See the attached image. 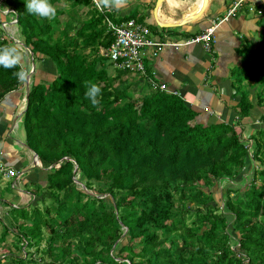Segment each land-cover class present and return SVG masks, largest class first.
I'll return each instance as SVG.
<instances>
[{
	"label": "trees",
	"instance_id": "1",
	"mask_svg": "<svg viewBox=\"0 0 264 264\" xmlns=\"http://www.w3.org/2000/svg\"><path fill=\"white\" fill-rule=\"evenodd\" d=\"M5 2L35 61L52 62L57 75L31 84L27 143L53 167L46 184L26 183L41 198L12 215L20 229L4 224L1 240L13 231L27 254L7 252L4 264H264V126L250 134L254 148L242 139L243 121L264 107V53L244 63L248 79L261 85L257 103L240 85L238 120L205 125L185 97L139 75L129 79L132 73L106 56L114 40L106 18L121 23L135 12L119 16L92 0H51L68 5L48 21L27 13L25 0ZM259 40L264 50V26ZM12 42L0 37V46ZM14 71L0 68V104L21 84ZM89 81L101 88L97 107L85 99ZM258 119L264 124V110ZM250 161L263 165L253 167L262 181L245 176ZM32 247L39 258L28 257Z\"/></svg>",
	"mask_w": 264,
	"mask_h": 264
},
{
	"label": "crops",
	"instance_id": "2",
	"mask_svg": "<svg viewBox=\"0 0 264 264\" xmlns=\"http://www.w3.org/2000/svg\"><path fill=\"white\" fill-rule=\"evenodd\" d=\"M158 1L129 0L125 8L112 10L119 16L135 12L136 19L150 25L154 39L180 43L177 46L163 47L157 56H153V48L144 49L143 55L149 73L157 81L185 97L198 111L197 122L208 125L219 121H237L239 86L248 87L250 98L253 101L256 98L257 84L251 80H242V84H238L237 79L241 75H237V71L239 67L245 68V60L254 57L255 52L263 54L259 36L264 26V0H243L233 13L231 11L237 0H209L201 10L203 0H163L157 7ZM6 6L5 0H0V37H8L15 44V39L22 38L17 26L12 25V10ZM160 23L168 27H161ZM214 23L218 25L212 52H207L202 43H187L191 37ZM13 26L17 32L12 31ZM25 56L27 63L28 55L25 53ZM38 64L37 72L40 77L37 78L35 72L31 84L45 78L41 76L43 73L50 79L57 75L52 62L43 61L42 65ZM25 91L26 81L0 104V140L3 132L8 137L15 136L11 146L0 145V160L12 170L20 171L12 184L16 185L17 181L22 187L34 180L46 184V173L40 171L38 166L33 167L34 150L30 151L26 147L28 143L24 126L19 131V123L24 114L18 119L16 126L12 127L16 111L24 105ZM256 109L258 107L253 109L255 116L251 115L252 117H257ZM250 118H246L245 122L253 125L254 121L250 122ZM39 166L47 169L40 159ZM19 193V204L23 206L29 204V196L34 195L24 190Z\"/></svg>",
	"mask_w": 264,
	"mask_h": 264
},
{
	"label": "rangeland",
	"instance_id": "3",
	"mask_svg": "<svg viewBox=\"0 0 264 264\" xmlns=\"http://www.w3.org/2000/svg\"><path fill=\"white\" fill-rule=\"evenodd\" d=\"M67 5L68 4H63L62 2H60L56 7L57 8L58 7L61 8L63 6L64 7H67ZM6 7L8 9H11L8 6H6ZM86 9L87 8L81 9L82 10V14L85 13ZM110 12L115 14V12L112 11V10H110ZM82 14H81V11H80V13L78 14V17H77V21L75 22L76 25H78V21L82 18ZM15 18L16 17L13 16V18L11 19L12 20V25L15 24L14 23ZM14 30L16 31V28L13 26L12 27V31H14ZM15 35H17V34H15ZM16 45L19 46L18 44H16ZM262 52L264 53V50ZM260 56H262V54ZM34 62H36V63L37 62L38 63L40 62L41 63L40 65H42L41 59H39L38 61H35V59H34ZM38 63L36 65V69H35V72L37 73V76H36L37 78L40 77V76H38L39 74L37 72V66H39ZM26 67L29 69V72L32 73L31 72V69H32L33 65H31V61H30V57L29 56H28V60H27ZM262 71H263V69H261V71L258 70L257 72H255L256 74L254 75V73H253L251 77L258 79L260 77V73ZM35 72H34V74H36ZM114 72L115 71H113V73ZM249 72H250V70L247 67L246 68L239 67L238 68V71H237V75H241V77H244L243 80H250V79H248V76L250 75ZM32 75H33V73H32ZM135 75L138 76L139 74L138 73H132L129 76V79L132 78V77H135ZM41 76H44L45 78L49 77L48 75H46L44 73ZM139 76H141V75H139ZM121 87H123V86L121 85ZM259 87L261 88V85L258 84L257 85V88H259ZM135 94L137 95V92H135ZM124 101H126V100H124ZM124 101H122L120 103H123ZM254 102L257 103L256 98H255ZM257 107H258V109H256L257 110L256 113L258 114L257 117H252L251 116V118L249 119L250 122H253L254 121L253 125L252 124H249L248 125V123H246L245 121H243V123H246V127L244 128L245 130L243 131V136H244V137H242L243 139H247L249 137V135L251 134L252 131L259 129L261 126L262 127L264 126V124L261 123V122L259 123V120L257 119V118L260 117L259 114H260L261 111L264 110V107H259V106H257ZM253 116H255V115H253ZM243 120H244V118H243ZM235 123H237V122H235ZM23 126H24V120L22 119L20 121V123H19V131L22 130ZM9 137H11L12 139H10ZM9 137L7 136V134L5 132H3L2 133V138L0 140V145L1 146H3V145H5V146H11L14 143V139L13 138H15V136L14 135H10ZM254 147H255V143L253 141V146L251 148H254ZM31 149H29V150L32 151L33 149L32 150ZM258 166L260 167V162L259 161H255V162L254 161L253 162L250 161V162H248L245 165V168H244V172H246L245 173V176H247L248 174L249 175H252V174L254 175L255 174L256 177H258V180L257 181L258 182L259 181H262L263 179L261 177H259L258 172H256L257 169L256 170L253 169V167H256L257 168ZM33 167H37V166L34 165ZM262 167H263V165L260 168H262ZM38 168L43 173L44 172L45 173H48L49 170H51V168L50 169L49 168L43 169L40 166H38ZM13 171H14L15 176L12 177V178H10L11 180L9 178H6L4 176V174L0 171V259H1L0 260V264H4L8 260V258L4 259L6 257L4 255H7V252H10L11 251V252H13L15 254H18V255H21V256H25V257L27 255L26 253H24L23 251H21L19 247L16 246V245H20V247H21L22 246V242H21V244L18 243V238H16L15 233L13 232L14 231V228H15V230H19L20 227H18L17 224H16V222L13 221L12 215L16 214L17 212H19V215H20L21 208H23V207L20 206V205L23 206V204H19V202H20L19 200L20 199H18V198L21 196L20 193H19V191L24 190L26 192H31V189H34L35 185L29 184L28 186L22 187V184L20 182H17V181H15L16 182V185L15 184H12V181L20 173V171H15V170H13ZM204 180L205 179H203V182H204ZM78 181L81 182V180H79V179H78ZM29 188H31V189H29ZM225 191H226V186H223V189L221 190V192L215 194L216 198L217 197L218 198L221 197L222 196V193H225ZM91 192L93 193L92 190H91ZM15 197H17V198H15ZM38 198L40 199L41 197H39V196L37 197V196H34V195H30L29 196V201H27V203H29V204H36V200ZM175 198H176L177 204H180L181 203V193H176V197ZM190 205L193 206V207H196L197 204H196V202H191ZM15 207H18V208H16L17 210H15ZM189 220L191 221V218ZM5 223H10L11 224L10 225L11 226L10 228L13 231H11V233L7 234L4 240L3 239L1 240L2 235L5 233V230L4 229H6V227L4 225ZM27 224H29V223H27ZM234 233H235L236 236H238L237 235L238 234V231H236ZM47 237H48V230H45L44 231V237L42 238V241L40 243L41 248H46L47 247V240H46ZM23 241H24V239H23ZM24 249H25V247H24ZM30 251H31L32 254L28 256L29 258L30 257L31 258H39L40 257V255L37 254V252H36L37 250H36L35 247H32ZM74 252L77 253L76 250H74ZM58 261H60V260H58ZM41 262L42 261H39V263H41ZM32 263L33 262H31V264Z\"/></svg>",
	"mask_w": 264,
	"mask_h": 264
},
{
	"label": "built area",
	"instance_id": "4",
	"mask_svg": "<svg viewBox=\"0 0 264 264\" xmlns=\"http://www.w3.org/2000/svg\"><path fill=\"white\" fill-rule=\"evenodd\" d=\"M93 1V0H92ZM243 0H237L232 13L238 8ZM105 11V10H101ZM110 12V10H107ZM108 29L112 32L114 40L105 54L114 62L115 66L130 73H138L151 85V87L176 95L180 93L170 89L166 84L157 81L148 71L143 51L146 48H153V56H157L161 49L168 45H180L168 41H157L152 35L151 28L144 22L131 18L127 21L117 23L111 18H106ZM218 23H214L202 32L191 37L187 43H202L207 52H212L215 43V34ZM244 137V136H242ZM250 137V135H249ZM243 139L251 149L253 140ZM252 151V150H251ZM252 153V152H251ZM0 171L6 178H12L14 171L0 160Z\"/></svg>",
	"mask_w": 264,
	"mask_h": 264
},
{
	"label": "clouds",
	"instance_id": "5",
	"mask_svg": "<svg viewBox=\"0 0 264 264\" xmlns=\"http://www.w3.org/2000/svg\"><path fill=\"white\" fill-rule=\"evenodd\" d=\"M93 2L100 10L119 11L128 5L129 0H93ZM25 6L27 13L32 14L41 20L53 21L56 18L57 8L51 3V0H25ZM16 20L17 19L15 18V24L17 23ZM16 44L18 43L15 41V44L0 46V68L16 69L12 74L19 82L23 83L29 79L30 72L25 66V53L22 47L18 44L21 47L20 48ZM85 88V99L90 102L92 107L99 106V97L101 95L100 86L95 82L89 81L86 82Z\"/></svg>",
	"mask_w": 264,
	"mask_h": 264
},
{
	"label": "water",
	"instance_id": "6",
	"mask_svg": "<svg viewBox=\"0 0 264 264\" xmlns=\"http://www.w3.org/2000/svg\"><path fill=\"white\" fill-rule=\"evenodd\" d=\"M162 1L163 0H159L158 1L157 7H159L161 5ZM208 2H209V0H203L202 4L200 6V10L203 9L204 8L203 6L206 5ZM16 22H17V20H16ZM160 25H162L161 27H168L166 25H163V23H160ZM15 40L24 49L26 54H28L30 56V59H31V62H32V65H33L32 69H31V72L34 75V72H35V69H36V62H34V52L32 51V48L29 45H27V43L23 39H15ZM32 73H30L29 79L26 81V91H25L24 105H23L22 109H18L16 111L15 115H14L13 122H12V127L13 128L16 126L18 119L24 114V112L27 109V106H28V103H29V97H30V93H31V78L33 76ZM26 147L28 149H31L28 144H26ZM33 164L35 166H39V156H38V154L35 151H34V163ZM52 167H53V165L50 166L49 169L52 168ZM76 168H77V165H76ZM78 183H81V182H78ZM81 185H82L84 190L88 191V189L86 188L85 185H83L82 183H81ZM126 230H127V228H126Z\"/></svg>",
	"mask_w": 264,
	"mask_h": 264
}]
</instances>
